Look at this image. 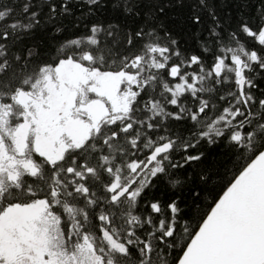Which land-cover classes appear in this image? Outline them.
I'll return each mask as SVG.
<instances>
[{"label":"snow or ice","instance_id":"6c2138e0","mask_svg":"<svg viewBox=\"0 0 264 264\" xmlns=\"http://www.w3.org/2000/svg\"><path fill=\"white\" fill-rule=\"evenodd\" d=\"M0 264H264V0H0Z\"/></svg>","mask_w":264,"mask_h":264}]
</instances>
